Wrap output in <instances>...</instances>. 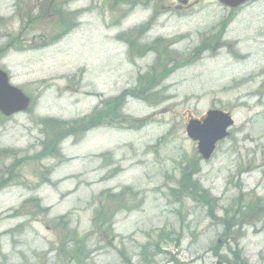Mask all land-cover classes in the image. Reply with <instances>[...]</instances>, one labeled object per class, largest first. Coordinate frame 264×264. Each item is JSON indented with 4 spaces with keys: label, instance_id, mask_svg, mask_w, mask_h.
I'll list each match as a JSON object with an SVG mask.
<instances>
[{
    "label": "rangeland",
    "instance_id": "rangeland-1",
    "mask_svg": "<svg viewBox=\"0 0 264 264\" xmlns=\"http://www.w3.org/2000/svg\"><path fill=\"white\" fill-rule=\"evenodd\" d=\"M180 1L0 0V264H264V0Z\"/></svg>",
    "mask_w": 264,
    "mask_h": 264
},
{
    "label": "water",
    "instance_id": "water-1",
    "mask_svg": "<svg viewBox=\"0 0 264 264\" xmlns=\"http://www.w3.org/2000/svg\"><path fill=\"white\" fill-rule=\"evenodd\" d=\"M222 4L236 8L247 0H218ZM30 105V99L19 89L9 84L6 73L0 70V112L10 117L24 112ZM233 126V121L228 114L220 111H209L206 118L200 122L191 120L187 126L188 136L198 142L199 152L208 160L215 151L216 144L224 140L229 134L228 129Z\"/></svg>",
    "mask_w": 264,
    "mask_h": 264
}]
</instances>
